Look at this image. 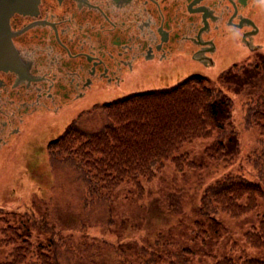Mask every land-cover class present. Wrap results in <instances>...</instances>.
<instances>
[{
    "label": "trees",
    "instance_id": "obj_1",
    "mask_svg": "<svg viewBox=\"0 0 264 264\" xmlns=\"http://www.w3.org/2000/svg\"><path fill=\"white\" fill-rule=\"evenodd\" d=\"M248 75L243 79H250ZM262 77V85L243 103L242 117V124L257 128L261 137ZM232 103L221 89L208 85L203 75L193 73L171 86L127 93L78 114L45 147L50 173L62 187L68 186L65 201L53 205L56 197L51 192L41 201L42 210H25L11 218L10 224L0 209V248L7 252L0 264H191L194 247L176 246L170 239L156 238L148 245L109 243L105 238L80 240L76 233L87 231L93 211L97 218L102 217L97 227L112 230L117 224L115 204L121 198L118 190L128 187L121 198L125 203L142 202L145 184L167 162L178 172H201L202 165L181 151L185 144L214 138V144L204 151L211 163L220 162L231 150L237 152L236 132L229 124ZM96 113L101 122L90 128L87 122ZM256 150L248 159L255 180L233 174L207 185L197 207L202 218L224 215L239 219L255 211L259 200L264 201V139ZM56 212H65L62 218L70 219L62 220ZM207 235L204 222L194 221L190 240L205 244ZM243 239L251 248L264 249V215ZM212 264H264V260L225 255Z\"/></svg>",
    "mask_w": 264,
    "mask_h": 264
},
{
    "label": "flooded vegetation",
    "instance_id": "obj_2",
    "mask_svg": "<svg viewBox=\"0 0 264 264\" xmlns=\"http://www.w3.org/2000/svg\"><path fill=\"white\" fill-rule=\"evenodd\" d=\"M263 3L39 0L12 13L0 30V159L33 137L35 123L93 105V94L153 88L141 80L212 67L224 43L257 45Z\"/></svg>",
    "mask_w": 264,
    "mask_h": 264
},
{
    "label": "rangeland",
    "instance_id": "obj_3",
    "mask_svg": "<svg viewBox=\"0 0 264 264\" xmlns=\"http://www.w3.org/2000/svg\"><path fill=\"white\" fill-rule=\"evenodd\" d=\"M263 5L264 3L261 6ZM257 17V24L262 27L254 39V43L260 48L257 51L251 52L245 47L237 45L233 47L224 43L227 47L222 50V56L214 60L216 63L212 67L203 70L202 66L189 65L174 75L164 77L157 74L154 78L141 80L150 84L161 81L159 87H168L191 73L203 75L208 85L221 89L233 102L229 124L236 132L238 151L231 150L220 162L211 163L204 151L214 144V138L185 144L181 151L187 152L190 159L202 165L201 172H178L170 162H167L156 178L145 184L146 195L142 202L130 201L129 204L133 207H129V204L125 203L127 201L121 199L128 187L124 185L118 190L120 191L118 197L121 198H118L115 204L117 224L112 230L97 227L102 217L98 215L97 218L93 211L90 215L91 222L87 224L89 225L87 231L82 235L77 232L76 237L85 241L87 239L91 241L88 237H94L101 240L105 238L109 243L123 241L144 245L151 244L156 238L170 239L176 246L194 247L195 254L191 264H212L217 257L225 255L264 260V249L251 248L243 239V234L252 230L264 215V201L259 200L255 211L239 219H230L224 215L202 218L197 211L203 189L215 180L233 174L255 180L248 159L250 161L252 154L258 151L254 150L259 148V140H263L264 135L261 137L255 127L246 128L242 124V117L243 103L248 99L249 93H254V90L262 85L261 77L264 76V9ZM246 73L250 76L248 80L243 79L247 77ZM131 86L135 84L132 83ZM113 95L119 93L107 92L99 96L93 94L91 97H98L96 102L100 103ZM89 109H91L89 105H84L74 112H68L63 119H55L53 125L46 122L44 124L43 121L35 123L33 137L27 136L22 143L20 142L22 145L14 147V152L0 159V209H3L2 217L9 224L11 218H17V214L25 210H42L41 201L47 200L51 192L56 197L53 205L63 204L64 190L68 186L62 187L58 178L50 173L45 147L49 141L62 133L72 119ZM100 122V115L96 113L93 120L87 122V126L96 128ZM21 149L25 151H16ZM212 152L215 154V148ZM61 182L64 184L65 179L61 178ZM56 213L62 220L70 219L62 218L61 214H66L65 212ZM121 220L123 222H118ZM200 220L204 222L208 234L205 244L190 240L193 223ZM6 253L5 249L0 248L1 263L6 260Z\"/></svg>",
    "mask_w": 264,
    "mask_h": 264
},
{
    "label": "water",
    "instance_id": "obj_4",
    "mask_svg": "<svg viewBox=\"0 0 264 264\" xmlns=\"http://www.w3.org/2000/svg\"><path fill=\"white\" fill-rule=\"evenodd\" d=\"M37 2L38 0H0V30L5 29L12 13L26 12L27 9L34 8Z\"/></svg>",
    "mask_w": 264,
    "mask_h": 264
}]
</instances>
